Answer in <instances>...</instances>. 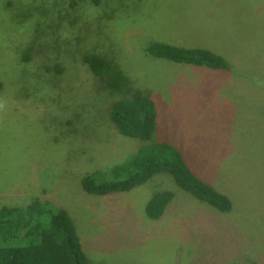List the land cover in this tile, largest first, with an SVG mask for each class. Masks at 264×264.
Returning a JSON list of instances; mask_svg holds the SVG:
<instances>
[{"label":"rangeland","instance_id":"obj_1","mask_svg":"<svg viewBox=\"0 0 264 264\" xmlns=\"http://www.w3.org/2000/svg\"><path fill=\"white\" fill-rule=\"evenodd\" d=\"M153 41L205 47L230 70L149 55ZM112 60L149 90L157 128L124 137L109 119L124 93L83 61ZM167 141L227 195L220 212L168 173L89 195L81 178ZM166 213L145 216L155 193ZM47 198L73 220L89 264H264V0H0V206Z\"/></svg>","mask_w":264,"mask_h":264},{"label":"trees","instance_id":"obj_2","mask_svg":"<svg viewBox=\"0 0 264 264\" xmlns=\"http://www.w3.org/2000/svg\"><path fill=\"white\" fill-rule=\"evenodd\" d=\"M145 50L151 56L175 63L230 70L222 55L205 47L153 41ZM83 61L108 91L126 95L108 113L118 133L151 140L158 113L150 91L131 86L120 68L103 55L86 53ZM158 173H168L178 187L220 212L232 208L230 198L198 177L181 150L167 141L145 143L126 162L92 171L80 181L86 194L102 196L130 191ZM172 197L168 190L155 193L146 203L145 216L151 220L161 218ZM0 264L89 263L68 211L47 198H36L25 206H0Z\"/></svg>","mask_w":264,"mask_h":264}]
</instances>
